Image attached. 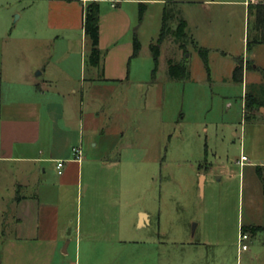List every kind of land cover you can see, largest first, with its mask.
I'll return each instance as SVG.
<instances>
[{
	"label": "crops",
	"instance_id": "crops-1",
	"mask_svg": "<svg viewBox=\"0 0 264 264\" xmlns=\"http://www.w3.org/2000/svg\"><path fill=\"white\" fill-rule=\"evenodd\" d=\"M4 1L0 0V264H65L64 254L72 243L90 254L97 247H109L115 233L122 236L118 243L156 249L153 216L141 200L156 164L148 146L142 155L139 146L124 145L126 131L149 139L158 126L156 113L147 111L156 69L151 70L148 58L141 60L142 17L136 5L146 7L143 0L97 1V66L89 63L83 30L90 0H43L47 6L41 15V37L36 39L41 43L40 58L28 54L35 39L26 23L13 22L15 9ZM254 1L249 0L247 9ZM78 32L81 45L84 40L89 49L86 61L80 54L73 62L76 50L71 45ZM134 37L140 43L137 54ZM116 91H121V98L111 96L107 102L91 95ZM131 92L145 97L144 112L134 111L137 117L129 113ZM74 147L80 149L79 161L74 160ZM200 180L202 187L205 177ZM112 196L117 200L113 205ZM114 205L121 210L118 218L112 217Z\"/></svg>",
	"mask_w": 264,
	"mask_h": 264
},
{
	"label": "rangeland",
	"instance_id": "rangeland-1",
	"mask_svg": "<svg viewBox=\"0 0 264 264\" xmlns=\"http://www.w3.org/2000/svg\"><path fill=\"white\" fill-rule=\"evenodd\" d=\"M141 2L146 5L140 20L141 60L148 58L151 70L156 69L147 111L156 113L158 126L156 136L149 139L126 131L124 145L139 146L142 155L148 146L156 164L151 185L146 191L142 189L141 200L152 213L158 247L145 250L134 243H118L122 236L115 233L110 236L109 247H97L90 254L72 243L64 254V263L263 264L264 231L251 230L264 227V194L256 170L257 166L264 167V45L253 43L257 33L253 30L254 18L247 10L249 0H173L166 6L159 0ZM3 3L15 9V24H27L30 37L35 39L28 54L40 58L41 43L37 45L36 39L41 37V15L47 1ZM258 3L264 0L254 1V5ZM136 8L138 14L140 7ZM164 9L173 18L168 23L171 32L178 19L185 20L191 39L184 41L185 52L181 56L182 50L173 37L165 36L155 64L149 49L159 43ZM73 36L76 42H72L71 49L76 50L77 56L72 54V61L80 54L86 61L89 48L84 40L81 45L80 32ZM200 49L206 50V64ZM181 58L188 76L171 79L168 61ZM237 59L261 70L248 69L243 82H235L232 71ZM38 73L39 70L35 75ZM246 93L263 101L247 117ZM121 94L116 91L91 95L107 102L111 96L121 98ZM127 100L131 103V116L137 108L144 112L143 93L131 92ZM126 154L129 156V152ZM243 156L247 161L240 165ZM200 176L205 177L202 187ZM116 201L112 196V205ZM69 204H73L71 198ZM111 211L112 217H120L118 205L112 206ZM241 227L248 229L250 240L248 250L239 255ZM68 231L69 228L65 233Z\"/></svg>",
	"mask_w": 264,
	"mask_h": 264
},
{
	"label": "trees",
	"instance_id": "trees-1",
	"mask_svg": "<svg viewBox=\"0 0 264 264\" xmlns=\"http://www.w3.org/2000/svg\"><path fill=\"white\" fill-rule=\"evenodd\" d=\"M98 0H90V3L85 7L83 15V30L84 34L89 42L90 52H89V63L92 66H97L100 62V51L98 49L99 41V7ZM165 5L173 4V0H162ZM143 4H140V18L143 14ZM248 14L254 18L253 30L257 33V37L254 39L253 43L264 45V3H258L255 5L248 6ZM173 18L168 17L166 9L163 11L162 15V26L159 34V43L156 46H150V52L155 64L159 57V44L165 36L171 35L173 40L176 42L179 49L185 52V42L186 40L191 39L187 33V23L185 20L178 19L176 27L173 32H171V27L169 26V20ZM249 45V44H248ZM249 47V46H248ZM140 49V43L136 37L133 40V51L134 54H137ZM205 64H206V50H199ZM168 75L171 79H185L188 76L187 66L184 64L183 59L178 62H173L172 60L168 61ZM252 63H243L241 59L236 60L235 67L232 72V78L235 82L243 81V72L245 70H251ZM263 101L257 98L252 93L245 94L244 109L246 117L252 116L253 111L256 110L257 106L262 105ZM252 114V115H251ZM257 174L260 178L263 194H264V167L257 166ZM248 229L241 227V232L245 233ZM255 231H264L263 228L258 227Z\"/></svg>",
	"mask_w": 264,
	"mask_h": 264
},
{
	"label": "built area",
	"instance_id": "built-area-1",
	"mask_svg": "<svg viewBox=\"0 0 264 264\" xmlns=\"http://www.w3.org/2000/svg\"><path fill=\"white\" fill-rule=\"evenodd\" d=\"M72 154L74 156V160L79 161L81 159V152L80 149L78 147H74L72 148ZM247 161V159L243 156L241 157L239 163L240 165L244 164ZM63 164L61 162H59L57 164V169H58V173L61 174V168H62ZM249 237L246 233L241 232L240 235L238 236V250L239 252H244L248 249L247 246V241H248Z\"/></svg>",
	"mask_w": 264,
	"mask_h": 264
},
{
	"label": "water",
	"instance_id": "water-1",
	"mask_svg": "<svg viewBox=\"0 0 264 264\" xmlns=\"http://www.w3.org/2000/svg\"><path fill=\"white\" fill-rule=\"evenodd\" d=\"M16 18H17V16H16ZM181 56H182V51H181ZM201 180H202V178H201ZM201 186V185H200Z\"/></svg>",
	"mask_w": 264,
	"mask_h": 264
}]
</instances>
